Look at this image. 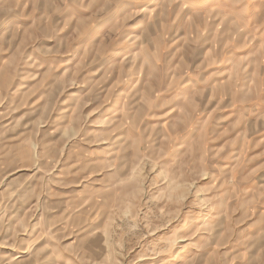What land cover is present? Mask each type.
Listing matches in <instances>:
<instances>
[{
  "label": "rangeland",
  "instance_id": "1",
  "mask_svg": "<svg viewBox=\"0 0 264 264\" xmlns=\"http://www.w3.org/2000/svg\"><path fill=\"white\" fill-rule=\"evenodd\" d=\"M0 264H264V0H0Z\"/></svg>",
  "mask_w": 264,
  "mask_h": 264
}]
</instances>
